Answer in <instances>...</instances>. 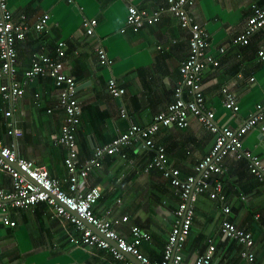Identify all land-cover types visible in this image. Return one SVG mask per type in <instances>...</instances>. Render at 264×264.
I'll list each match as a JSON object with an SVG mask.
<instances>
[{"label": "crops", "instance_id": "0c3cea01", "mask_svg": "<svg viewBox=\"0 0 264 264\" xmlns=\"http://www.w3.org/2000/svg\"><path fill=\"white\" fill-rule=\"evenodd\" d=\"M8 4L13 20L20 22L24 16L31 27L16 44L14 72L0 76V140L20 157L44 166L68 190V148L56 141L66 118L58 104L60 88L48 74L26 77L33 57L46 53L63 61L64 71L76 80L81 105L76 128L78 162L86 163L97 146L121 136L131 124L149 125L172 102L181 79L180 65L190 53L191 28L182 27L172 12L165 11L158 22L145 24L138 32L122 31L130 5L154 9L166 0H8ZM254 5L264 8V0H200L190 8L193 22L209 34L207 53L219 60V66H209L203 73L207 105L215 110L220 125L233 128L242 125L264 98V61L258 55L264 31L253 35L248 45L233 43ZM44 14L49 15L46 29L37 32L33 25ZM86 18L98 21L93 34L86 32ZM59 42L66 44L64 57L57 54ZM102 51L111 62L100 57ZM112 78L126 89L121 97L110 92ZM15 79L24 93L4 98L2 85ZM224 85L238 96L236 116L223 105ZM123 107L127 118L121 116ZM13 128L17 131L9 133ZM154 138L165 147L169 164L180 170L182 178L195 172V165L214 142V134L194 116L184 128L161 126ZM243 144L264 162V131L259 126L245 134ZM155 156V150L145 147L143 141L132 140L121 152L101 158L100 164L80 179V186L83 191L101 188L94 213L111 222L118 220L114 226L122 236L132 239L133 225L147 230L151 239L143 241L140 249L150 260L160 261L180 197L161 169L148 170ZM225 164L227 170L220 179L231 206L230 217L252 233L256 264H264V184L250 173L246 161L227 157ZM0 186L8 191L13 187V179L1 169ZM194 204L195 216L179 264H192L195 254L210 240L217 248L212 264H247L240 254L243 246L220 232V202L202 193L194 198ZM9 215L16 220L15 226L4 224L0 211V264H127L128 260L142 264L133 255L117 259L106 249L73 244L69 235L79 236L80 232L45 202L28 209L10 208ZM123 216L128 220L123 221Z\"/></svg>", "mask_w": 264, "mask_h": 264}, {"label": "built area", "instance_id": "2783aa9c", "mask_svg": "<svg viewBox=\"0 0 264 264\" xmlns=\"http://www.w3.org/2000/svg\"><path fill=\"white\" fill-rule=\"evenodd\" d=\"M68 1L73 2V0ZM198 1L200 0H166L165 5L154 9L129 6L126 25L122 31L129 28L133 32H138L145 24L158 22L163 12L170 11L182 27L191 28L190 53L180 66L181 79L175 87L172 102L157 113L149 125L141 127L133 124L121 136L107 144L97 146L94 158L84 167L80 168L77 162L76 128L80 119L81 105L76 95V80L64 71L63 61H58L46 53H38L33 57L32 65L26 71V77L48 74L55 79L60 88L58 104L66 111V118L56 141L68 148L66 164L71 171L70 192L64 190L59 180L53 177L44 166H38L33 160L20 157L16 151L0 140V169L13 179L12 190L8 191L0 186V211L4 224L10 226L17 224L16 220L10 218V208L28 209L38 202H45L58 216L68 218L80 232L79 236L69 235V240L73 244L106 249L117 259H125L126 253H129L142 264H179L183 260L182 249L190 234L195 216L194 198L198 194L207 193L221 204L223 215L221 234L243 246L240 254L247 264H256L255 255L249 248L253 243V235L250 231L237 226L231 219V206L227 202L220 176L227 170L225 159L234 157L246 161L250 173L264 184L263 160L251 150L245 149L243 144L245 134L251 129L259 126L264 131V98L256 104L254 111L237 128L220 125L217 122L215 110L207 105L201 81L205 69L209 66H219V60L207 53L209 34L200 24L193 22L190 15V8ZM253 9V14L248 18L245 28L233 39L234 44L248 45L253 35L264 31V8L254 5ZM48 17V14H44L35 22L33 26L37 32H43L46 29ZM97 24L96 18H86L83 21L88 34L94 33ZM30 27L25 22L24 16L20 22H15L8 0H0V57L2 60L0 76L14 72L17 58L16 44L25 39ZM65 45V42H59L56 49L60 57L66 54ZM220 51L224 52L225 48H221ZM258 55L264 61V43L258 50ZM100 57L111 62L106 52L102 51ZM1 89L4 98L20 96L24 93L21 82L16 79L10 84L4 83ZM109 89L115 97H121L126 92L115 78L109 80ZM222 94L224 107L236 116L240 110L237 94L229 85L222 87ZM10 113L7 112V115ZM121 115L127 116L125 108L121 110ZM191 116L198 118L214 134V142L208 153L195 165V172L182 178L180 170L169 164L165 147L155 142L154 135L161 126L173 125L179 128L189 126ZM8 131L12 133L17 130L13 128ZM132 140H142L145 147L155 150L156 156L148 164V170L154 167L161 169L163 175L179 191L180 201L175 210V221L160 261L150 260L140 249L143 241L151 239V234L147 230L133 225L132 239L122 236L114 226L118 220L111 222L107 217H99L94 213L93 206L100 199L101 188L94 187L83 191L80 186V179L87 174L90 164L99 165L101 158L121 152L122 146ZM72 211H76V214ZM122 219L127 221L128 216H123ZM88 224L95 226L101 234L95 232ZM216 249V244L210 240L203 251L195 254L192 264H212ZM127 264L137 263L128 260Z\"/></svg>", "mask_w": 264, "mask_h": 264}, {"label": "bare ground", "instance_id": "6f19581e", "mask_svg": "<svg viewBox=\"0 0 264 264\" xmlns=\"http://www.w3.org/2000/svg\"><path fill=\"white\" fill-rule=\"evenodd\" d=\"M181 66V65H180ZM205 72V71H204ZM203 72V73H204ZM202 79H203V75H202ZM202 82V81H201ZM177 86V85H176ZM123 108H125V107H123ZM122 108V109H123ZM126 109V108H125ZM126 112H127V110H126ZM122 116V115H121ZM123 117V116H122ZM128 117V113H127V116L126 117H124V118H127ZM133 124H131L130 125V127L132 126ZM130 127H129V129H130ZM141 127H145V126H141ZM128 129V130H129ZM154 137H155V135H154ZM142 141V140H141ZM95 156V155H94ZM94 156H93V158H94ZM68 157V156H67ZM92 158V159H93ZM101 160V159H100ZM100 160H99V162H100ZM89 161V160H88ZM87 161V162H88ZM77 162H78V154H77ZM79 163L78 162V165H79V167L81 168L82 166L84 167V166H86L88 163ZM66 166H67V164H66ZM94 166H96V164H90V167L88 168V171H87V174L84 176V177H86L88 174H89V172H90V170L94 167ZM68 168V167H67ZM68 170H69V177H68V179L65 181V182H67V183H69V189L68 190H66L67 192H70V181H69V178H70V176H71V171H70V169L68 168ZM50 172V171H49ZM53 176V175H52ZM53 177H55V176H53ZM83 177V178H84ZM57 180H59V182H60V184H61V186H62V188H63V183H62V181L60 180V179H58L57 177H55ZM94 187H98V186H94ZM94 187H92V188H94ZM64 189V188H63ZM91 189V188H90ZM65 190V189H64ZM88 191V190H87ZM101 197V196H100ZM47 204V203H46ZM54 210V209H53ZM74 214H76V211H72ZM56 213V212H55ZM59 217H61V216H59ZM62 218H65V217H62ZM68 219V218H67Z\"/></svg>", "mask_w": 264, "mask_h": 264}, {"label": "water", "instance_id": "95a60500", "mask_svg": "<svg viewBox=\"0 0 264 264\" xmlns=\"http://www.w3.org/2000/svg\"><path fill=\"white\" fill-rule=\"evenodd\" d=\"M95 232H97V233H100L99 232V230L95 227V226H93L92 224H88ZM101 234V233H100ZM113 242V241H112ZM126 255L127 256H132V255H130L129 253H126ZM139 262H140V260H138Z\"/></svg>", "mask_w": 264, "mask_h": 264}, {"label": "trees", "instance_id": "16d2710c", "mask_svg": "<svg viewBox=\"0 0 264 264\" xmlns=\"http://www.w3.org/2000/svg\"><path fill=\"white\" fill-rule=\"evenodd\" d=\"M253 11H254V9H253ZM81 115V114H80ZM79 121H80V119H79ZM254 176V175H253ZM255 177V176H254ZM186 178V177H185ZM255 179H257L256 177H255ZM258 180V179H257ZM174 221H175V219H174ZM253 241H254V239H253ZM250 248V251H252L253 253H254V255H255V258H256V254H255V252L252 250V247L250 246L249 247ZM245 260V259H244Z\"/></svg>", "mask_w": 264, "mask_h": 264}]
</instances>
